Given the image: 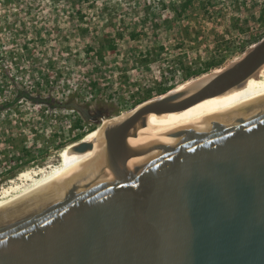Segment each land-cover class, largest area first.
Masks as SVG:
<instances>
[{"label": "water", "instance_id": "obj_1", "mask_svg": "<svg viewBox=\"0 0 264 264\" xmlns=\"http://www.w3.org/2000/svg\"><path fill=\"white\" fill-rule=\"evenodd\" d=\"M263 64L264 39L204 85L137 105L95 158L0 206V264H264V93L114 148Z\"/></svg>", "mask_w": 264, "mask_h": 264}, {"label": "rangeland", "instance_id": "obj_2", "mask_svg": "<svg viewBox=\"0 0 264 264\" xmlns=\"http://www.w3.org/2000/svg\"><path fill=\"white\" fill-rule=\"evenodd\" d=\"M262 39L264 0H0V187Z\"/></svg>", "mask_w": 264, "mask_h": 264}, {"label": "bare ground", "instance_id": "obj_3", "mask_svg": "<svg viewBox=\"0 0 264 264\" xmlns=\"http://www.w3.org/2000/svg\"><path fill=\"white\" fill-rule=\"evenodd\" d=\"M219 72H221V70L186 82L174 90L172 89V91L169 93L179 92L188 87H200L208 82L214 74ZM261 93H264V64L242 84L233 87L218 96L205 99L179 112L162 115L154 114L147 117L145 122L142 123L140 127H133L129 129L124 136L117 139L114 143V148L117 149L123 146L142 131L173 125H181L197 115L225 109ZM132 112L133 109L130 112L127 111V113L123 114L119 118H113L112 120L104 121L99 126H97V128L88 132L78 142L71 143L63 148L61 152L58 153L59 159L57 165L45 167L44 169L41 167L38 171L34 172L32 169L33 173L21 172L16 180H22V183H15L11 181V186H8L7 188L0 187V206L40 188L58 176L95 158L98 154L103 134L112 130L122 119L129 116ZM83 144H85V147H87L83 151H80L79 147Z\"/></svg>", "mask_w": 264, "mask_h": 264}, {"label": "trees", "instance_id": "obj_4", "mask_svg": "<svg viewBox=\"0 0 264 264\" xmlns=\"http://www.w3.org/2000/svg\"><path fill=\"white\" fill-rule=\"evenodd\" d=\"M109 48H113L112 46H110ZM217 64H215V63H208L206 66H205V68L203 69V70H201L200 72H196V73H188V75L186 76V78L187 77H191V76H197L199 73H204V72H206L207 70H209L211 67H214V66H216ZM170 90V88H161V89H159L157 92H158V94L159 95H161V94H164V93H166L167 91H169ZM23 98H25V99H27V100H31V101H33V99L30 97V96H28V94H25L24 95V97ZM70 109H74V110H77L78 108H77V106H75L74 104H71V106H70ZM74 129H82V126H80V124H77V125H75L74 126ZM87 134V133H86ZM80 138H82L83 137V135H81V136H79Z\"/></svg>", "mask_w": 264, "mask_h": 264}]
</instances>
